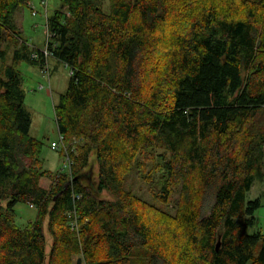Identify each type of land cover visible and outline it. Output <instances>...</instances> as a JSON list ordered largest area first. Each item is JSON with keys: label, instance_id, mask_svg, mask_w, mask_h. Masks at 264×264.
<instances>
[{"label": "trees", "instance_id": "trees-1", "mask_svg": "<svg viewBox=\"0 0 264 264\" xmlns=\"http://www.w3.org/2000/svg\"><path fill=\"white\" fill-rule=\"evenodd\" d=\"M29 2L0 0L2 63L14 45L0 69V264H264V235L247 233L260 201H246L264 178V0H60L42 50L15 21ZM49 58L69 69L54 106L69 166L55 177L17 70ZM130 175L160 208L126 190ZM17 205L36 210L24 229Z\"/></svg>", "mask_w": 264, "mask_h": 264}, {"label": "rangeland", "instance_id": "rangeland-1", "mask_svg": "<svg viewBox=\"0 0 264 264\" xmlns=\"http://www.w3.org/2000/svg\"><path fill=\"white\" fill-rule=\"evenodd\" d=\"M43 0H30L29 5L18 12L15 21L21 25L22 33L21 38L33 50H42L44 48L46 35H45V9L42 6ZM60 0H48L47 13L50 15L54 10L60 6ZM103 7L107 11L108 0H103ZM1 50L5 52V60L0 61V69L3 66L11 63V56L14 50V45L10 42L3 45ZM46 70H41L38 67H31L26 63H20L17 67L22 78V90L24 91V108L30 117V131L29 134L32 138L39 140L43 144L42 151V168L52 172L55 176L62 170L67 169V154L62 149L53 151L50 148L51 143L57 142L58 133L55 124L54 106L57 104L60 95L64 94L69 82V69L59 61L49 58L46 62ZM257 124L264 123V112H259L255 119ZM78 142H73L67 146L76 147ZM158 154L167 155L164 150H158ZM262 170L264 171V156ZM97 167L93 169L92 181L96 182ZM39 185L49 191L52 186V181L43 178L39 181ZM126 190L138 195L141 199L155 207L160 208L153 197L147 192V187L144 182L139 180L135 175H130L125 184ZM98 198L105 200H113L107 193H101ZM177 196H174V200ZM259 199L260 208L255 214L256 222L252 228L247 230V233L260 232L264 235V178L256 180L250 191L246 194V201H253ZM204 207L202 212L205 215L209 214L211 202L206 200L202 204ZM5 203L2 204L1 212L4 213ZM171 209V208H170ZM166 207L165 210H170ZM8 214V213H7ZM73 215V214H71ZM9 216V215H8ZM12 216V215H11ZM36 218V210L33 207L26 205H17L14 208V215L11 219L14 225L20 229H24L28 224L34 222ZM47 248L49 251L51 240L46 234ZM80 260V264H84L82 259L74 256L72 264H76Z\"/></svg>", "mask_w": 264, "mask_h": 264}, {"label": "built area", "instance_id": "built-area-1", "mask_svg": "<svg viewBox=\"0 0 264 264\" xmlns=\"http://www.w3.org/2000/svg\"><path fill=\"white\" fill-rule=\"evenodd\" d=\"M42 6L44 7V9H46V6H47V0H43V1H42ZM45 18H46V17H45ZM45 35L48 36L46 31H45ZM44 50H45V49H44ZM45 54H46V52H45ZM46 69H47V67H45L44 70H46ZM50 148H51V150H53V151H56V150H59V149H62L63 151H66V148H65V146H64V144H63V139H62L59 135H58V140H57V142H53V143H51ZM68 166H69V163H68V157H67V163H66V167H65V168H68ZM61 171H62V170H61Z\"/></svg>", "mask_w": 264, "mask_h": 264}, {"label": "water", "instance_id": "water-1", "mask_svg": "<svg viewBox=\"0 0 264 264\" xmlns=\"http://www.w3.org/2000/svg\"><path fill=\"white\" fill-rule=\"evenodd\" d=\"M219 244H220V242H219V240H218V242L216 243V246H215V247H216V248H215L216 251H217L218 248H219ZM76 264H80V260H78Z\"/></svg>", "mask_w": 264, "mask_h": 264}]
</instances>
